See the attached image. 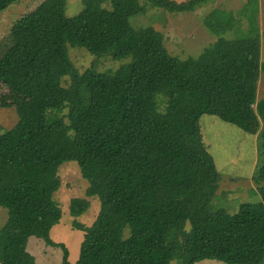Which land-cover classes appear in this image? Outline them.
<instances>
[{
	"label": "trees",
	"instance_id": "obj_1",
	"mask_svg": "<svg viewBox=\"0 0 264 264\" xmlns=\"http://www.w3.org/2000/svg\"><path fill=\"white\" fill-rule=\"evenodd\" d=\"M15 1L0 0V12ZM81 1L72 16L65 14L67 0L31 5L12 24L0 56V87L32 98L17 122L0 132V207L8 214L1 264H35L26 249L31 236L61 246L62 264H71L65 244L50 238L62 217L53 197L61 183L58 167L69 160L88 181L85 195L100 203L90 225L73 221L83 231L73 264H264V95L258 92L264 56L257 0L239 11L245 31L220 35L185 59L171 55L152 26L131 25L129 17L141 10L137 0H117L122 10L106 7L113 0ZM150 1L185 12L207 0ZM231 22V13L219 9L205 18L217 34ZM69 46L85 48L90 65L80 71ZM103 58L127 61L97 70ZM237 101L256 102L262 120V160L249 192L261 200L242 202L230 213L211 205L221 175L200 118L225 120ZM89 206L87 198L74 197L69 212L78 217Z\"/></svg>",
	"mask_w": 264,
	"mask_h": 264
},
{
	"label": "rangeland",
	"instance_id": "obj_2",
	"mask_svg": "<svg viewBox=\"0 0 264 264\" xmlns=\"http://www.w3.org/2000/svg\"><path fill=\"white\" fill-rule=\"evenodd\" d=\"M40 0H17L0 12V56L4 46L10 41L9 31L12 24L31 6ZM141 10L129 17L131 25L152 26L163 35L164 45L171 55L180 59L197 57L205 47L218 36L232 38L247 28V19L239 12L249 0H207L194 7L193 10L175 12L163 9L150 0H137ZM185 1V0H176ZM112 2V1H111ZM107 8L122 10L113 0ZM82 8L81 0H67L65 14L72 16ZM257 22L261 34V57L264 56V0H257ZM214 9L231 13L230 27L220 30L217 34L205 24V18ZM249 11L250 8H248ZM220 18V17H219ZM219 22L217 23V25ZM68 52L75 66L82 71L88 67L93 56L83 47H68ZM127 58H103L98 62L97 70L118 67ZM68 80V78L66 77ZM258 92L264 95V74L258 79ZM32 102V98L12 93L6 87H0V132L12 127L18 120L21 110ZM235 106H237L235 108ZM233 112L225 120L214 115L204 114L200 118V128L203 140L212 153L216 167L220 172V180L215 197L211 201L212 208H225L228 212L237 211L242 202L260 201L256 194L250 195L256 183L252 176L260 165L262 158L257 153V135L262 126V120L256 109V102L249 104L237 101ZM60 186L53 197L62 209L60 221L50 229V238L54 242H62L69 250L68 260L73 264L79 253L83 231L73 226L74 219L90 225L99 210V199L87 197L85 189L88 181L81 176L79 165L74 160L64 161L58 167ZM264 186V180L260 182ZM74 197H85L90 206L78 217L71 216L69 202ZM8 214L0 208V239L7 225ZM26 249L35 257V264H62L63 252L61 246H52L43 239L29 237ZM1 264V262H0ZM171 264H177L172 261ZM196 264H225L218 260H202Z\"/></svg>",
	"mask_w": 264,
	"mask_h": 264
},
{
	"label": "crops",
	"instance_id": "obj_3",
	"mask_svg": "<svg viewBox=\"0 0 264 264\" xmlns=\"http://www.w3.org/2000/svg\"><path fill=\"white\" fill-rule=\"evenodd\" d=\"M0 208H3V207H0Z\"/></svg>",
	"mask_w": 264,
	"mask_h": 264
}]
</instances>
